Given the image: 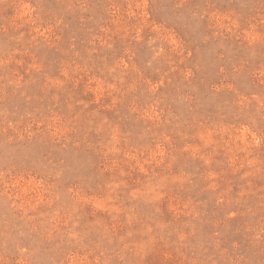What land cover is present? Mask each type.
Masks as SVG:
<instances>
[{
	"label": "rangeland",
	"instance_id": "rangeland-1",
	"mask_svg": "<svg viewBox=\"0 0 264 264\" xmlns=\"http://www.w3.org/2000/svg\"><path fill=\"white\" fill-rule=\"evenodd\" d=\"M0 264H264V0H0Z\"/></svg>",
	"mask_w": 264,
	"mask_h": 264
}]
</instances>
